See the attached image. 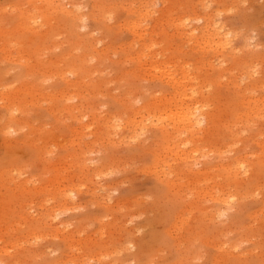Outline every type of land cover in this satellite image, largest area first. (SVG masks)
Instances as JSON below:
<instances>
[{
  "label": "rangeland",
  "instance_id": "374dc122",
  "mask_svg": "<svg viewBox=\"0 0 264 264\" xmlns=\"http://www.w3.org/2000/svg\"><path fill=\"white\" fill-rule=\"evenodd\" d=\"M46 1L0 0V264H264V0Z\"/></svg>",
  "mask_w": 264,
  "mask_h": 264
},
{
  "label": "bare ground",
  "instance_id": "6f19581e",
  "mask_svg": "<svg viewBox=\"0 0 264 264\" xmlns=\"http://www.w3.org/2000/svg\"><path fill=\"white\" fill-rule=\"evenodd\" d=\"M45 1V0H44ZM52 1H54V3H55V1H59V0H51V2ZM46 2H50L49 0L48 1H46ZM56 2V3H57ZM55 3V4H56ZM60 3V2H59ZM81 3V2H80ZM140 4V3H139ZM142 5V4H141ZM57 7L59 6V5H56ZM140 5H138L137 7H139ZM144 6V5H143ZM46 7V6H45ZM50 7V6H49ZM65 7V6H64ZM59 8V7H58ZM61 8H63V7H61ZM63 9H65V8H63ZM136 9V8H135ZM140 10H141V8H140ZM147 10V9H146ZM36 11V10H35ZM39 11V10H38ZM63 11V10H62ZM78 11V10H77ZM139 11V10H138ZM145 11V10H144ZM79 12V11H78ZM36 13V12H35ZM38 13V12H37ZM74 13H75V11H74ZM140 12H138L137 14H139ZM28 14V13H27ZM42 14V13H41ZM56 14V13H55ZM75 14H77V13H75ZM33 15V14H32ZM32 15H26L25 17L27 18L28 16H29V24H28V22H27V20H26V23L28 24V26L30 27V29H31V27H33V30L35 29L36 30V28H34L35 26H39V27H41V28H43V26H41V25H43V24H41L40 25V23H39V21H41V20H43V15H39V13L38 14H34L33 16ZM74 15V14H73ZM133 15H135V14H133ZM141 15H142V13L140 14V17H141ZM148 15V14H147ZM31 16V17H30ZM55 16V15H54ZM74 17H77V16H75L74 15ZM138 17H139V15H138ZM137 17V18H138ZM25 18V19H26ZM45 18H47V17H45ZM45 18H44V20H45ZM78 18V17H77ZM79 19V18H78ZM139 19V21H140V19H142V18H138ZM59 21V20H58ZM138 21V20H137ZM49 22V21H48ZM47 22V23H48ZM208 22H209V19H208ZM39 23V24H38ZM67 23V22H66ZM65 23V24H66ZM83 23V22H82ZM133 23V22H132ZM131 23V24H132ZM142 23V22H141ZM134 24V23H133ZM135 24H137V23H135ZM206 25V24H205ZM22 26H23V24H22ZM37 26V29L39 28ZM70 26V25H69ZM208 26H209V24H208ZM130 27V26H129ZM138 27L139 26H134L133 27V29H135L136 31H137V29H138ZM206 27V26H205ZM210 27V26H209ZM208 27V28H209ZM140 28H142V26L140 27ZM132 29V30H133ZM208 30V29H207ZM206 30V31H207ZM220 30V29H219ZM29 31V30H28ZM221 31V30H220ZM33 32V31H32ZM54 32V31H53ZM209 32V31H208ZM211 32V31H210ZM214 32V31H213ZM216 32V31H215ZM131 33H133V32H131ZM141 33V32H140ZM139 33V34H140ZM200 33V32H199ZM203 34H202V38L205 40V33L204 32H202ZM197 34V33H196ZM208 34V33H207ZM211 34H213V33H211ZM215 34V33H214ZM213 34V35H214ZM47 35V34H46ZM134 35H135V33H134ZM138 35V34H137ZM137 35H135L136 37H142L141 35L139 36H137ZM195 34H193L192 33V36H194ZM213 35L211 36L212 38H213ZM216 35H218V40H220L221 38L220 37H222V36H220L219 35V33L217 34L216 33ZM188 36V35H187ZM190 37V36H189ZM211 37H208L207 39H206V42H204V40H203V42L204 43H206V46H209V48H210V46H212V45H217L218 44V46H223V45H221V43L220 42H218V43H215V42H213L214 40L213 39H210ZM214 37H216V36H214ZM197 38V37H196ZM217 39V38H216ZM222 40V39H221ZM199 42V41H198ZM222 42V41H221ZM50 43V42H49ZM213 43V44H212ZM199 46H200V44H198ZM202 45V44H201ZM205 46V45H204ZM213 47V46H212ZM211 47V48H212ZM217 47V46H216ZM46 50L48 49V48H45ZM44 49V50H45ZM207 49V48H206ZM213 49V48H212ZM214 50V49H213ZM218 52V51H217ZM147 55V54H146ZM145 55V56H146ZM143 56V55H142ZM147 57V56H146ZM155 62V61H154ZM160 62V61H159ZM156 63V62H155ZM156 65V64H155ZM155 65H153L154 67H156ZM160 66V65H159ZM164 66V65H163ZM166 66V65H165ZM153 67V68H154ZM158 67H156V68H154V69H157ZM165 68H167V67H165ZM164 69V68H163ZM170 70V69H169ZM160 70L158 69V72H159ZM168 71V70H167ZM169 72H171V71H169ZM181 72H182V75H181V78L183 77V75H184V78H187L188 77V74L187 73H189L190 71L188 70V69H186V68H183L182 70H181ZM165 73H166V69H165ZM168 74V75H167ZM166 75L167 76H165V78L168 80V82L174 87V90H176V91H180L179 89H181V88H176V84H179V82H178V80H177V74L176 73H167ZM159 75V74H158ZM163 75V74H162ZM161 75V76H162ZM179 75V74H178ZM179 79V78H178ZM184 80H186V79H184ZM184 80L182 81V80H180V81H182V82H184ZM168 83V84H169ZM181 83V82H180ZM171 85H170V87H171ZM183 85V84H182ZM185 86H186V84H184ZM183 85V87H185ZM188 85H189V83H188ZM178 86V85H177ZM180 87V86H179ZM182 87V86H181ZM189 87H190V85L187 87L188 89H187V91H184V89H181V90H183V92L184 93H180V92H177L176 93V97H180V96H182L183 98H186V96L188 95V93H189V95H188V97H189V100H190V102H191V104L190 103H188V104H186V103H183L181 100V103H179V104H181V105H178V106H176L175 105V108H176V112H175V114L173 113V114H171L170 112V118H169V120L171 121V122H169V123H164L165 122V120H164V122H159V121H157V122H159L161 125L162 124H164L162 127H163V130L164 129H166V130H168L170 127H175L174 129H176L177 130V133H184V132H188V133H194L198 128L200 129L201 128V126L202 125H204V123H208L209 122V120H208V118H209V116H207V114H205L206 112H204L203 113V108L202 107H195V104L193 103V102H195L196 103V101H194L193 99H197L196 98V95H197V93L195 92V93H193L192 92V90H190V92H192V93H190V92H188V90H189ZM190 88H192V87H190ZM195 91H197V90H195ZM188 92V93H187ZM182 97H180V98H182ZM176 99V98H175ZM188 99V98H187ZM171 100H174V97H173V99H171ZM178 101V100H177ZM177 101H175L174 100V102H177ZM179 101V102H180ZM188 101V100H187ZM170 102V101H169ZM168 102V103H169ZM173 102V103H174ZM198 103V102H197ZM196 103V104H197ZM169 104H171V103H169ZM174 105V104H173ZM146 108H148V107H146ZM175 108H173V110H175ZM145 107L142 109L143 111H145L146 110V112L147 111H149L148 109H145ZM152 109V108H151ZM156 109V108H155ZM155 109H153V110H151V111H153L154 112V110ZM141 110V111H142ZM165 111H166V109H164ZM168 110H170V109H168ZM167 112V111H166ZM259 112V111H258ZM155 113V112H154ZM154 113H152V114H154ZM160 113V112H159ZM169 113H168V115H169ZM260 113V112H259ZM151 114V115H152ZM157 113H155V115H156ZM149 115H150V112H149ZM163 115H165V114H163ZM171 115H173V116H171ZM13 116V115H12ZM158 116V115H157ZM161 115L159 114V117H160ZM141 117V116H140ZM149 118H150V116H148ZM152 117V116H151ZM144 119H146V118H144ZM161 119V117L159 118V120ZM138 120V119H137ZM131 121H133V120H131ZM130 121V122H131ZM135 121V120H134ZM148 121V120H147ZM156 121V120H155ZM161 121V120H160ZM129 122V123H130ZM142 122H143V120H142ZM150 122V121H149ZM153 123H154V121H152ZM134 122H132V125H131V127L134 125L133 124ZM144 123V122H143ZM146 123V122H145ZM156 123V122H155ZM156 124H158V123H156ZM128 125V124H127ZM147 125V124H146ZM154 125V124H153ZM137 126H139V125H137ZM142 126H145V125H143L142 124ZM156 126V125H155ZM159 126V125H158ZM158 126H156V127H158ZM107 127V126H106ZM130 127V126H129ZM134 127V126H133ZM160 127V126H159ZM204 127V126H203ZM15 128V127H14ZM138 128V127H137ZM5 129V128H4ZM107 129H108V127H107ZM162 129V128H161ZM128 130V129H127ZM134 131H136V128L134 129ZM145 131V130H144ZM165 131V130H164ZM8 132V131H7ZM166 132V131H165ZM76 133V132H75ZM167 133V132H166ZM149 134V133H148ZM179 134V135H180ZM185 134H187V133H184V135ZM202 134V133H201ZM4 135H6L5 134V132H4ZM117 135V134H116ZM134 135V134H133ZM144 136V135H143ZM181 136H183V134H181ZM194 136V135H193ZM133 137V136H132ZM185 137V136H184ZM191 137V136H190ZM195 137V136H194ZM134 138V137H133ZM193 137H191V139H192ZM126 139V138H125ZM135 139V138H134ZM180 139V138H179ZM131 141H132V139H131ZM136 141V140H135ZM188 141V140H187ZM193 141V140H192ZM119 142V141H118ZM175 143V142H174ZM187 143V142H186ZM189 143V142H188ZM187 143V144H188ZM176 145H178L177 143H175ZM185 145V144H184ZM172 148V147H171ZM195 150H196V148H195ZM194 150V151H195ZM170 151V150H169ZM171 151H173V150H171ZM195 152H197V151H195ZM174 153V152H173ZM188 153V152H187ZM172 154V153H171ZM170 154V155H171ZM205 154V153H204ZM175 156V155H174ZM185 156V155H184ZM183 156V157H184ZM178 157H179V155H178ZM187 158L189 157V156H186ZM167 158V157H166ZM186 158V159H187ZM164 159H165V157H164ZM162 160V159H161ZM160 160V161H161ZM193 161H194V159H192ZM157 162H158V159L156 160ZM190 161V160H189ZM166 162V161H165ZM178 162V161H177ZM169 163V162H168ZM161 164V163H160ZM159 164V165H160ZM241 164V163H240ZM239 164V165H240ZM158 165V164H157ZM190 165H192V164H190ZM194 165V164H193ZM238 165V164H237ZM194 167V166H193ZM240 168H242V167H240ZM161 169V168H160ZM172 169V168H171ZM5 171H7V170H5ZM233 172V171H232ZM8 173H9V171H8ZM5 174V173H4ZM2 176V175H1ZM5 176H6V174H5ZM234 177V176H233ZM168 178V177H167ZM239 178V177H238ZM172 182V181H171ZM176 182V181H175ZM101 187V186H100ZM66 191V190H65ZM64 191V192H65ZM69 196H71V195H69ZM200 196V195H199ZM227 196V195H226ZM65 197V196H64ZM216 197V196H215ZM228 197V196H227ZM63 197H61V199H62ZM231 198V197H230ZM64 199V198H63ZM68 200V199H67ZM223 200H225L224 198H223ZM227 200H229V199H227ZM66 201V200H65ZM230 201V200H229ZM220 202H222V201H220ZM219 202V203H220ZM225 202H226V200H225ZM222 203H224V202H222ZM226 204V203H225ZM233 210V209H232ZM217 212V211H216ZM186 216V215H185ZM184 218V217H183ZM180 221H181V219H180ZM187 221V220H186ZM184 225H182V227H183Z\"/></svg>",
  "mask_w": 264,
  "mask_h": 264
}]
</instances>
